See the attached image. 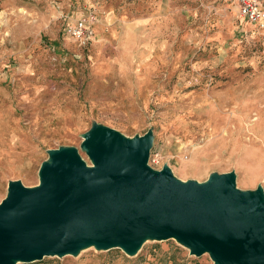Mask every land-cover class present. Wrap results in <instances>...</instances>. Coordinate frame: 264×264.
Instances as JSON below:
<instances>
[{"label": "rangeland", "instance_id": "1", "mask_svg": "<svg viewBox=\"0 0 264 264\" xmlns=\"http://www.w3.org/2000/svg\"><path fill=\"white\" fill-rule=\"evenodd\" d=\"M235 2L0 0V201L8 181L37 184L46 149L86 159L91 122L126 137L151 128L154 170L196 182L232 171L236 189L264 196V28L238 19ZM84 14L93 35L80 45L62 28ZM27 264L212 262L165 240Z\"/></svg>", "mask_w": 264, "mask_h": 264}, {"label": "water", "instance_id": "2", "mask_svg": "<svg viewBox=\"0 0 264 264\" xmlns=\"http://www.w3.org/2000/svg\"><path fill=\"white\" fill-rule=\"evenodd\" d=\"M76 147L46 149L37 184L8 181L0 201V264L173 240L212 264H264V196L235 188V175L176 179L147 163L152 129L126 137L91 122Z\"/></svg>", "mask_w": 264, "mask_h": 264}, {"label": "built area", "instance_id": "3", "mask_svg": "<svg viewBox=\"0 0 264 264\" xmlns=\"http://www.w3.org/2000/svg\"><path fill=\"white\" fill-rule=\"evenodd\" d=\"M239 19L259 29L264 28V0H236ZM94 17L84 14L72 23H65L62 32L80 45L87 44L93 35ZM158 157V154H154Z\"/></svg>", "mask_w": 264, "mask_h": 264}, {"label": "crops", "instance_id": "4", "mask_svg": "<svg viewBox=\"0 0 264 264\" xmlns=\"http://www.w3.org/2000/svg\"><path fill=\"white\" fill-rule=\"evenodd\" d=\"M235 7H236V2H235ZM239 19V18H238ZM241 20V19H240ZM242 21V20H241Z\"/></svg>", "mask_w": 264, "mask_h": 264}]
</instances>
